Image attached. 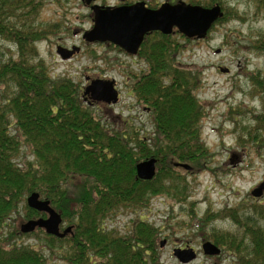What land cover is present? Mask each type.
<instances>
[{"label":"trees","instance_id":"obj_1","mask_svg":"<svg viewBox=\"0 0 264 264\" xmlns=\"http://www.w3.org/2000/svg\"><path fill=\"white\" fill-rule=\"evenodd\" d=\"M215 2L190 1L206 7ZM39 7L36 0H0V39L17 51L15 59L0 58V226L19 207L25 220L36 218L39 212L26 198L37 192L62 222L72 225V234L62 238L40 230L51 254L69 264H163L155 225L137 219L120 235L107 229L105 220L119 208L147 206L155 195L179 204L188 198L187 185L174 176V163H186L191 166L186 172H192L203 169L209 156L201 138L205 108L196 97L201 72L177 60L180 44L170 34L149 33L137 52L145 68L131 89L137 103L150 111L153 130L110 128L83 101L76 81L52 78L39 58L35 43L52 32L32 19ZM227 17L224 12L218 21ZM253 43V50L264 53V36ZM259 77L252 78L253 85L264 94ZM260 122L264 116L256 117ZM251 132L246 134L252 148L263 149L264 124ZM22 147L32 159L21 155ZM148 158L157 160L156 173L150 180L139 179L135 166ZM225 209L236 230L213 231L209 238L232 256L229 264H264V205ZM34 249L0 243V264H45Z\"/></svg>","mask_w":264,"mask_h":264},{"label":"rangeland","instance_id":"obj_2","mask_svg":"<svg viewBox=\"0 0 264 264\" xmlns=\"http://www.w3.org/2000/svg\"><path fill=\"white\" fill-rule=\"evenodd\" d=\"M36 1L40 2V7L32 19L36 26L52 31L35 43L38 56L46 64L50 76H68L82 88L87 84L85 77L114 79L119 100L92 106L94 113L110 128L130 126L141 134L151 133L150 111L137 103L131 89L145 63L137 55L127 54L109 44L86 43L82 32L91 27L92 14L82 0ZM154 1L160 4L171 0ZM174 1L198 3L205 0ZM95 3L118 4L115 0H95ZM215 3L228 13V17L217 21L204 38H186L178 32L170 34L180 44L177 60L187 65L188 70L201 72L196 97L205 108L201 138L209 156L204 168L186 172L184 168L174 166V176L180 175L183 184L187 185L189 196L185 202L173 203L165 194L155 195L147 206L122 207L105 220L107 229L120 235L128 233L137 219L155 225L159 229L158 243L165 240L157 248L163 264H183L173 255L176 247H192L197 251L196 258L185 264H213L214 261L229 264L232 256L227 251L220 248L218 255H204L202 243H213L209 238L213 231L236 230L237 226L225 216V208L264 205V191L260 197L251 195V191L264 181V148L253 149L247 135V132L252 133L251 129L264 124L260 122L258 126L256 123V117L264 116V94L252 81L259 74L258 79L264 83V53L252 49L253 41L264 36V0H217ZM57 46L68 49L77 46L79 52L62 60L56 52ZM16 57V47L0 39V58ZM239 136L242 141L238 140ZM21 155L32 159L26 147H22ZM23 222L24 210L19 207L6 219L4 226H0V243L35 247L34 250H39L46 260L45 264H69L44 247L46 233L37 229L32 234L20 233ZM67 225L69 223L63 222L61 228Z\"/></svg>","mask_w":264,"mask_h":264},{"label":"water","instance_id":"obj_3","mask_svg":"<svg viewBox=\"0 0 264 264\" xmlns=\"http://www.w3.org/2000/svg\"><path fill=\"white\" fill-rule=\"evenodd\" d=\"M94 0H82L89 6L92 12V25L84 30L82 39L87 43L101 42L111 43L128 54L135 55L146 35L158 31L169 35L178 32L186 38L202 39L213 24L223 16V10L219 4L211 7L194 5L177 1L175 3L163 2L157 8L148 7L144 1L118 6L98 5ZM123 1V0H121ZM77 46L70 49L58 46L57 54L62 60L69 59L78 52ZM84 94L89 95L95 101L104 103H116L119 99L115 88L114 79H93L84 88ZM174 166L190 170L186 163H174ZM136 176L142 180H150L156 172V159L148 158L138 162L135 166ZM264 191V181L251 191L253 197H260ZM26 203L30 208L45 212L46 218L30 219L20 225L22 233L32 232L36 228L56 237H64L71 232L72 226L65 227L62 231L61 215L50 206L48 200L39 199L37 192L31 193ZM165 240L160 242V246ZM203 254L218 255L220 248L210 241L201 245ZM173 255L180 263H188L195 259L196 252L192 247L173 249Z\"/></svg>","mask_w":264,"mask_h":264},{"label":"flooded vegetation","instance_id":"obj_4","mask_svg":"<svg viewBox=\"0 0 264 264\" xmlns=\"http://www.w3.org/2000/svg\"><path fill=\"white\" fill-rule=\"evenodd\" d=\"M136 0H123V1H121V0H115V2L116 3H118L117 5H121V4H132V3H134ZM116 5V6H117ZM58 47V46H57ZM72 47V46H71ZM79 52V51H78ZM77 53V52H76ZM76 53H74L71 57H73ZM70 57V58H71ZM91 79H93V78H91V77H85V80H86V85H88L89 83H90V81H91ZM116 85V84H115ZM85 87H83V89H84ZM83 95V101H85L89 106H93V105H97L98 103H100V101H95V100H93V99H91V97L89 96V95H84V94H82ZM39 212V215L35 218V219H38V218H46L47 217V214L45 213V212H42V211H38ZM30 219H32V218H29V219H26L25 221H27V220H30ZM70 225V224H69ZM69 225H67V226H69ZM70 226H72V225H70ZM66 227V226H65ZM64 227V228H65ZM64 228H61L60 227V229L61 230H63ZM38 231H40V230H42V229H37ZM44 231V230H43ZM19 232L20 233H22L20 230H19ZM45 232V231H44ZM29 233H33V232H27V234H29ZM23 234V233H22ZM25 234V233H24ZM68 234H72V229H71V232L70 233H68ZM187 246V245H186ZM181 248H185V247H181ZM197 252V251H196Z\"/></svg>","mask_w":264,"mask_h":264}]
</instances>
